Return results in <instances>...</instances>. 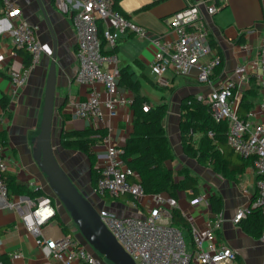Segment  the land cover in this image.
<instances>
[{"label":"crops","instance_id":"obj_1","mask_svg":"<svg viewBox=\"0 0 264 264\" xmlns=\"http://www.w3.org/2000/svg\"><path fill=\"white\" fill-rule=\"evenodd\" d=\"M190 1L196 3L202 0ZM13 2L20 12L19 17L9 20L0 15V135L6 136V142L0 139V153L8 163L6 176L10 179V183L7 182L8 188L12 187L9 190L11 199L24 195L36 198L38 195L49 194L45 177L33 159V150L40 133L51 55L48 51L43 54L41 63L32 68L27 85L16 98H11L10 92L13 89L11 73L24 69V58L20 50L15 48L12 39V32L21 20L39 26L41 42L52 48L53 40L42 12L43 8L58 37L55 134L59 136L61 131L70 133L89 128L98 129L105 131L104 134L109 132L113 142L123 148L133 132L134 112L131 103L122 105L116 118L106 116L104 121L80 119L74 115L70 109V99L79 98L85 101L90 89L78 85L74 80V70L78 64V33L72 18L60 13L53 0ZM186 5L187 0H119L117 3V7L124 14L146 28L152 37L159 36L172 42L176 41L177 34L170 29L168 22ZM202 13L209 39L216 41L223 55L222 69L212 77L211 84L199 83L197 70L183 77L176 75L171 69L165 72L158 82L159 78L151 69L157 47L150 39L123 36L110 55H115L119 71L127 68L129 73L133 74L134 80L140 82L141 87V80L144 78L154 87L165 90L162 102L160 104L150 102V105H168L164 124L175 152V159L167 162V166L177 173L188 169L197 178L200 187V197L196 200H192L185 191L179 190L176 197L178 206L175 209L182 213L191 229L193 227L204 229L215 217L208 199L211 195L221 196L224 203V220L216 233L218 244L237 250L239 264H263L264 245L261 240L247 235L239 225L233 223L238 209L249 207L255 199L258 180L255 168L253 166L247 168L238 183L224 179L212 168L203 166L197 159L189 157L184 152L180 123L182 106L186 99L197 98L198 95L209 96L215 87L232 77L237 66L245 59L252 61L256 59L258 47L264 38V0H226L215 15L209 16L204 8ZM214 51L217 52L215 49ZM97 88L105 99L104 87L99 85ZM143 95L145 96L144 92ZM263 95L264 91L260 89L256 105L263 99ZM119 97L133 101V93L122 86L119 87ZM4 98L8 99L11 106L10 116L3 111ZM257 120L264 121V117L259 115ZM105 148L104 145H98L93 149L97 156ZM55 149L59 162L73 177L84 195L93 196L94 188L90 175L88 178L82 177L72 162L73 159L82 160L86 155L62 150L60 144H57ZM60 156L63 157L62 160L59 159ZM182 179L181 174H176V182ZM131 180L139 181L134 177ZM122 197L123 200L121 197L110 200L103 198V206L113 214L125 218H145L149 215L152 204L148 196L140 202L133 201L130 196ZM63 219L64 217L59 216L53 218L42 228V235L47 240L63 237L66 233L61 222L68 226ZM38 240L39 237L25 226L17 210L0 206V259L4 264H63L54 259L49 250L41 247ZM16 255L19 256L15 257Z\"/></svg>","mask_w":264,"mask_h":264},{"label":"built area","instance_id":"obj_2","mask_svg":"<svg viewBox=\"0 0 264 264\" xmlns=\"http://www.w3.org/2000/svg\"><path fill=\"white\" fill-rule=\"evenodd\" d=\"M118 1L53 0L56 9L70 16L77 29L78 64L74 70V80L78 85L90 89L85 101L70 99V109L74 115L80 119L104 121L106 116L116 118L122 105L132 103L129 99L119 97L117 59L115 55L103 53V39L108 49H115L123 36L150 39L157 47L151 69L159 78L158 82L171 69L183 77L197 70V81L211 84V78L222 64V58L210 46L202 11L204 8L209 16H213L226 0H202L196 3L187 0V5L168 22L170 29L177 34L174 42L159 36L152 37L146 28L133 22L117 7ZM0 15L10 20L19 17L20 12L13 0H0ZM99 27L102 29L101 34ZM39 30V26L21 20L12 32L15 48L30 54L31 66L11 73V98H16L27 85L32 68L41 63L43 54L47 52L46 45L39 39ZM252 78L259 80L264 91V38L255 60L245 59L229 80L215 87L207 97L198 95L197 100L208 104L209 112L217 123H229L228 145L241 157L252 160L258 176L253 208L260 209L264 215V121L257 120L259 115L264 117V95L246 119L238 114L242 93ZM99 85L104 87L105 99L97 88ZM188 103L191 105L190 101ZM144 110L147 111L148 106ZM209 135L214 136L212 132ZM94 139L93 148L98 145L106 147L97 155L96 167L100 177L94 193L102 198L132 195L136 202L148 196L152 204L145 218L120 217L104 206L98 208L104 224L137 264H239L238 251L217 242L216 233L223 224V213L215 215L204 229L192 228V249L183 229L173 224L172 212L178 206L177 200L159 194L146 195L139 181L130 180L129 177H139L124 165L123 148L113 142L109 132L106 135L97 134ZM7 170L8 163L0 153V206L17 210L25 226L39 237L41 247L49 250L50 255L63 264H107L75 237L78 231L73 221L67 223L70 226L69 234L57 240H47L42 235V228L53 218L65 217L66 214L59 211V202L50 194L11 199L5 178ZM248 208L238 209L233 219L235 225L247 218ZM260 240L264 245V229ZM0 264H4L1 259Z\"/></svg>","mask_w":264,"mask_h":264},{"label":"trees","instance_id":"obj_3","mask_svg":"<svg viewBox=\"0 0 264 264\" xmlns=\"http://www.w3.org/2000/svg\"><path fill=\"white\" fill-rule=\"evenodd\" d=\"M101 27L99 33L101 34ZM210 46L217 51L223 60L222 52L214 39H209ZM103 53L110 55L114 51L108 50L106 41H102ZM20 54L24 58V69L31 66V56L21 49ZM220 65L214 72H220ZM119 87H125L133 93L131 108L134 112L133 132L123 147L122 160L124 165L133 173L138 175L139 183L146 195H164L176 199L179 190L185 191L192 200L200 197V187L197 178L188 170L183 169L178 173L167 166V162L175 159V152L167 129L165 119L168 113V105H150V102L143 95L139 81L134 80L133 74L128 69L119 71ZM213 75V76H214ZM212 76V77H213ZM212 79V78H211ZM260 83L257 78H252L249 86L244 90L242 99L238 106V114L246 119L249 111L256 105L260 97ZM191 102L189 105L188 102ZM148 106L145 111L144 107ZM10 104L7 98L2 101V108L5 114L10 116ZM182 146L184 152L203 166L210 167L230 182H239V178L246 169L253 166L251 159H246L235 153L228 145L229 123H217L209 112L208 104L199 102L197 98L190 97L183 102L182 117L180 123ZM212 132L213 137L209 135ZM105 131L98 129H85L62 133L60 145L63 149L80 152L87 156L90 163V177L93 188L100 177L97 166V156L93 146V136L104 134ZM0 139L6 142V136L0 135ZM176 174H181L183 179L175 181ZM6 181L10 179L5 174ZM133 177H129L131 180ZM12 187L9 186V190ZM40 196V195H38ZM130 196L134 201L132 195ZM119 196V197H122ZM106 200L112 199L109 196L103 197ZM102 198V199H103ZM118 198V197H117ZM208 204L215 215L223 213V198L218 195H211ZM173 223L180 226L187 235L189 246L194 249L192 241V229L189 222L182 213L174 209L172 212ZM63 225L66 234L70 233L69 225ZM74 224V223H73ZM75 225V224H74ZM241 229L249 236L260 239L264 229V215L258 208H253V203L248 208L247 218L239 223Z\"/></svg>","mask_w":264,"mask_h":264},{"label":"water","instance_id":"obj_4","mask_svg":"<svg viewBox=\"0 0 264 264\" xmlns=\"http://www.w3.org/2000/svg\"><path fill=\"white\" fill-rule=\"evenodd\" d=\"M42 12L52 36L53 47H46L51 55V62L44 95L40 133L33 150V159L45 177L49 194L64 206L84 238L83 243L89 244L109 264H137L104 224L95 204L81 193L57 158L53 139L55 135L54 114L58 86L59 42L53 24L43 8ZM62 133L63 131H61L59 138Z\"/></svg>","mask_w":264,"mask_h":264},{"label":"rangeland","instance_id":"obj_5","mask_svg":"<svg viewBox=\"0 0 264 264\" xmlns=\"http://www.w3.org/2000/svg\"><path fill=\"white\" fill-rule=\"evenodd\" d=\"M39 32H40V30H39ZM38 36H39V33H38ZM39 39H40V37H39ZM141 83H142V88H143V92H144V94H145V96L147 97V99H148V101L149 102H151L152 104H160L161 102H162V97L165 95V90L163 91V90H161L160 88L158 89V88H156V87H154L152 84H150V82H148L146 79H142L141 80ZM60 136V135H59ZM59 136H58V134H55L54 135V144H55V146H57V144H60V139H59ZM58 139H59V141H58ZM60 147H61V149L62 150H66V149H63L62 148V146L60 145ZM68 151H70V150H68ZM60 160H62L63 159V157H61L60 156V158H59ZM67 160H69L70 161V159H68L67 158ZM72 160V159H71ZM72 162H73V164H75V167L79 170V172H80V174H81V176L82 177H85V178H88L89 177V175H90V163H89V160H88V158L86 157V156H83V159L82 160H76V159H73L72 160ZM64 168V167H63ZM66 171V170H65ZM67 172V171H66ZM68 173V172H67ZM69 174V173H68ZM69 176L73 179V177L69 174ZM73 181H74V179H73ZM75 182V181H74ZM76 184V183H75ZM77 185V184H76ZM77 187H78V185H77ZM79 188V187H78ZM79 190L81 191V189L79 188ZM81 193L82 194H84L83 193V191H81ZM87 198L89 199V200H91V202L93 203V204H95V206L97 207V208H101V207H103V199H102V197H100V196H98L97 194H95V193H93V196L92 195H87ZM124 198L123 197H121V200H123ZM58 208H59V211H61V213H64V214H66V216L64 217V221L66 222V223H68L69 221L71 222L72 220H71V217H70V215L66 212V210H65V208H64V206L61 204V203H59L58 204ZM74 225V224H73ZM76 229H77V233H75V237L80 241V242H84L85 240H84V238L82 237V235H81V233H80V231H79V229H78V227H76ZM186 234V233H185ZM187 236V235H186ZM189 240L187 239V242H188ZM86 246L88 247V249L89 250H93L92 248H91V246L89 245V244H87L86 243ZM94 251V250H93ZM103 258V257H102ZM104 260H105V258H103ZM105 262L107 263V264H109L106 260H105Z\"/></svg>","mask_w":264,"mask_h":264}]
</instances>
